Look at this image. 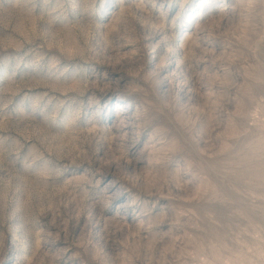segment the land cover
I'll list each match as a JSON object with an SVG mask.
<instances>
[{
    "label": "rangeland",
    "instance_id": "374dc122",
    "mask_svg": "<svg viewBox=\"0 0 264 264\" xmlns=\"http://www.w3.org/2000/svg\"><path fill=\"white\" fill-rule=\"evenodd\" d=\"M0 264H264V0H0Z\"/></svg>",
    "mask_w": 264,
    "mask_h": 264
}]
</instances>
